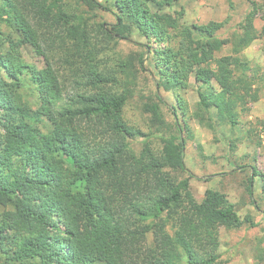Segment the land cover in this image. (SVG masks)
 Masks as SVG:
<instances>
[{
    "label": "trees",
    "instance_id": "trees-1",
    "mask_svg": "<svg viewBox=\"0 0 264 264\" xmlns=\"http://www.w3.org/2000/svg\"><path fill=\"white\" fill-rule=\"evenodd\" d=\"M76 1L85 7L80 13L69 0H0V264H226L221 229L258 225L218 190L196 200L184 150L195 138L192 120L212 131L229 128L232 157L240 145L262 147L264 121L248 129L243 117L260 100L264 73L243 52L264 38V25L254 24L264 3L245 0L250 9L238 30L222 39L226 23L188 26L184 11L164 12L181 0ZM100 10L115 17L111 30L90 23ZM134 29L161 44L138 56L141 70L148 59L158 77V102L144 110L162 133L160 148L147 141L139 154L129 139L147 135L124 118L134 58L120 61V71L104 70L98 43L101 35L108 43L129 40ZM226 47L230 53L218 56ZM24 49L44 56L46 67L27 62ZM57 61L72 70V95ZM119 73L127 75L123 91ZM192 77L199 101L191 111L181 94ZM160 90L177 97L172 126ZM239 159L231 165L252 170L247 192L264 213L254 192L264 176ZM179 172L189 177L181 180Z\"/></svg>",
    "mask_w": 264,
    "mask_h": 264
},
{
    "label": "rangeland",
    "instance_id": "rangeland-1",
    "mask_svg": "<svg viewBox=\"0 0 264 264\" xmlns=\"http://www.w3.org/2000/svg\"><path fill=\"white\" fill-rule=\"evenodd\" d=\"M264 3V0H258ZM106 4V0H99ZM69 6L73 11L81 12L85 7L78 5L76 0H69ZM250 5L245 0H181L164 12L173 14L176 11H184V23L188 26L197 24H207L209 22L226 23L224 28L218 33L219 37L229 38L238 30V25L249 11ZM96 18H93L90 23L103 22L106 23V28L111 30V25L116 23L115 17L106 11L100 10L96 12ZM264 13V12H263ZM263 13L256 18L254 24L257 29H261L264 25L262 19ZM96 36V35H95ZM101 41L98 43L104 46V53L100 56L101 68L104 70H121L120 61L130 60L137 69L135 84L131 85L133 95L128 99L124 107V118L130 126L141 130L147 136L137 139H129L130 147L140 153L145 142L149 141L154 148H160L161 142L160 133L154 127L150 120V114L145 112L144 105L151 102H158L156 76L152 73L155 71L153 62L146 60V71H142L139 65L138 56L145 53L148 47H161V44L154 43L146 39L141 33L134 29L129 40H119L117 44L114 41ZM24 57L30 64L38 68L46 67L47 59L44 56H38L31 49H24ZM230 53V47H226L218 56ZM251 67L259 70V74L264 73V38H260L243 52ZM56 68L61 76L62 81L65 80L66 94L74 93V77L72 70L65 63L55 62ZM121 86L120 91L125 89L124 82L127 80V75L119 73ZM132 77H130L131 79ZM191 87L181 94L190 108L194 110L195 104L199 101L198 84L194 77L190 80ZM257 87V85L255 86ZM160 96L164 103H161V109L165 120L169 125H173L175 119L171 112V107L177 106V97L173 92L160 90ZM28 102L35 106L34 97H28ZM250 112L243 117L246 122V127L254 128L261 121H264V90L261 92V97L258 102L250 103ZM190 126L194 133V139L187 141L185 148V164L187 169L195 178L190 180V190L197 201L201 202L205 192L208 189L218 190L225 193L231 203L236 206L238 214L244 219L247 215L258 225L255 228L244 227L240 230L227 231L221 229V253L222 260L226 264H264V213L258 211L251 203V199L247 192L246 180L252 175V170L246 168L243 170H234L231 162L234 157L239 159L240 165H254L264 176V133H262V147L240 145L235 156L232 157L230 147L228 145L227 136L230 134V129L218 128L212 131L201 126L197 121L192 120ZM201 146V149L198 148ZM249 155L250 157H245ZM205 157V158H204ZM255 158V161L253 160ZM224 176L214 177L211 181H206L205 178L211 175ZM182 179L188 178L187 173H177ZM255 197L259 201L260 206L264 209V182L261 178H256L254 186Z\"/></svg>",
    "mask_w": 264,
    "mask_h": 264
}]
</instances>
